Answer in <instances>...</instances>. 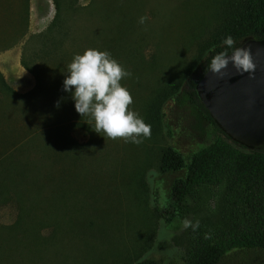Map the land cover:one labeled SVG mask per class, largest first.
<instances>
[{
	"label": "rangeland",
	"instance_id": "obj_1",
	"mask_svg": "<svg viewBox=\"0 0 264 264\" xmlns=\"http://www.w3.org/2000/svg\"><path fill=\"white\" fill-rule=\"evenodd\" d=\"M74 1L76 7L64 15L62 49L72 47L84 52L91 46L101 50L100 43L112 38V57L132 73L122 81L133 97L131 109L144 119L155 92L170 83L206 45L221 18L223 0ZM28 2L25 36L17 45L0 51V76L17 95L0 89V107L9 110L11 124L16 127L27 122L17 110L21 108L19 96L31 91L37 82L34 74L20 64L22 56L42 43L41 38L28 36L43 32L56 13L51 0ZM141 16L148 17L144 24L138 22ZM11 100L17 106L8 105ZM34 123L21 130L17 139L43 127L38 120ZM172 123L180 128L172 137L161 125L139 145L104 138L94 126L89 134L66 128L78 144L93 142V147H86L91 179L84 186L88 196H81L85 201H79L83 208L77 206L75 215L63 223V210L45 207L38 216L48 219L47 223L12 235L7 231L18 222L17 205L0 203V264H135L141 260L185 264L190 227L184 229L181 222L215 223L223 186L202 187L196 198H186L184 213L163 216L172 179L183 172L160 173L159 149L174 142L185 152L220 134L209 128L196 133L184 117H172ZM93 138L95 141H91ZM218 264H264V252L233 250Z\"/></svg>",
	"mask_w": 264,
	"mask_h": 264
},
{
	"label": "trees",
	"instance_id": "obj_2",
	"mask_svg": "<svg viewBox=\"0 0 264 264\" xmlns=\"http://www.w3.org/2000/svg\"><path fill=\"white\" fill-rule=\"evenodd\" d=\"M51 1L56 10L52 22L43 32L28 36L41 38L42 43L20 59L21 66L37 79L31 91L19 96L21 108L18 106L17 110L27 122L21 127L13 126L9 110L0 107V153L3 154L0 156V203H15L19 212L18 222L7 231L12 235L47 223L48 219L38 216V211L45 207L63 210V223L71 219L77 206L82 207L79 201H85L81 196H88L84 186L91 179L85 157L86 147H93V142L78 144L66 133L70 127L89 134L94 126L90 117H82L75 111L71 92L63 90L68 64L74 55L83 54L77 48L61 47L64 15L76 7V1ZM220 11L221 18L206 45L170 83L155 92L144 114V121L151 125V134L157 133L161 125L168 137L179 132V127L170 124L172 117H184L196 133L198 129L204 132L209 128L220 134L202 140L197 148L185 152L174 142L159 149L160 173L183 172L182 176L172 179L169 205L163 216L184 213L186 198H196L200 188L223 186L217 221L199 224L195 231L189 228L185 264H218L233 250L264 252V148L231 141L195 93V86L212 57L225 50L223 41L227 36L234 38L236 46L248 38H264V0H223ZM28 14V0H0V51L23 39ZM111 40L100 43V51L112 55ZM0 89L17 97L1 76ZM11 104L16 105L13 101L8 103ZM36 120L43 127L17 139V134ZM17 226L21 228L16 229ZM135 264L158 263L141 260Z\"/></svg>",
	"mask_w": 264,
	"mask_h": 264
},
{
	"label": "clouds",
	"instance_id": "obj_3",
	"mask_svg": "<svg viewBox=\"0 0 264 264\" xmlns=\"http://www.w3.org/2000/svg\"><path fill=\"white\" fill-rule=\"evenodd\" d=\"M147 19V16H141L138 22L144 24ZM223 45L225 50L212 57L207 73L222 79L231 64L236 74L248 73L252 78L256 63L251 47L236 46L230 35L224 39ZM66 73L63 90L71 92L75 111L82 117L91 118L96 133L102 132L103 137L109 140L122 139L136 145L151 137V125L131 109L134 102L132 94L122 84L132 73L108 51L88 48L83 54L74 55ZM181 223L184 229L191 227L195 231L199 228L198 220L193 223L185 219Z\"/></svg>",
	"mask_w": 264,
	"mask_h": 264
},
{
	"label": "water",
	"instance_id": "obj_4",
	"mask_svg": "<svg viewBox=\"0 0 264 264\" xmlns=\"http://www.w3.org/2000/svg\"><path fill=\"white\" fill-rule=\"evenodd\" d=\"M251 47L256 71L236 74L229 64L219 78L205 70L195 86L203 108L228 138L248 147L264 146V38H248L240 45Z\"/></svg>",
	"mask_w": 264,
	"mask_h": 264
}]
</instances>
